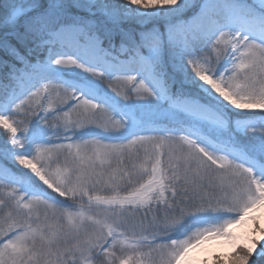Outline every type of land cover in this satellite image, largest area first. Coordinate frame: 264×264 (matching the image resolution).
<instances>
[{
	"label": "snow or ice",
	"instance_id": "1",
	"mask_svg": "<svg viewBox=\"0 0 264 264\" xmlns=\"http://www.w3.org/2000/svg\"><path fill=\"white\" fill-rule=\"evenodd\" d=\"M0 129V264H264V0H0Z\"/></svg>",
	"mask_w": 264,
	"mask_h": 264
},
{
	"label": "trees",
	"instance_id": "2",
	"mask_svg": "<svg viewBox=\"0 0 264 264\" xmlns=\"http://www.w3.org/2000/svg\"><path fill=\"white\" fill-rule=\"evenodd\" d=\"M3 131L0 129V140L7 139L6 136L2 135Z\"/></svg>",
	"mask_w": 264,
	"mask_h": 264
},
{
	"label": "rangeland",
	"instance_id": "3",
	"mask_svg": "<svg viewBox=\"0 0 264 264\" xmlns=\"http://www.w3.org/2000/svg\"><path fill=\"white\" fill-rule=\"evenodd\" d=\"M2 130V129H1ZM3 131V130H2ZM50 191V190H49ZM61 199H64V198H61ZM41 212H43V209H41ZM2 214V213H0ZM97 264H99V261H97Z\"/></svg>",
	"mask_w": 264,
	"mask_h": 264
}]
</instances>
